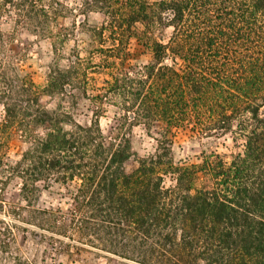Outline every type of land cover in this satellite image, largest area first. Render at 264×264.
Returning a JSON list of instances; mask_svg holds the SVG:
<instances>
[{
    "label": "trees",
    "instance_id": "obj_1",
    "mask_svg": "<svg viewBox=\"0 0 264 264\" xmlns=\"http://www.w3.org/2000/svg\"><path fill=\"white\" fill-rule=\"evenodd\" d=\"M79 11L86 48L76 45L65 69L50 67L42 88L3 68L0 31V201L16 179L26 222L57 244L133 264H264V0H81ZM63 13L61 0H0V17L39 38ZM89 13L101 22L90 24ZM164 29L165 39L153 36ZM131 38L151 60L126 71ZM42 94L57 99L53 109ZM80 100L90 104L88 124L75 119ZM105 104L118 113L111 137L99 125ZM136 125L163 127L144 156L127 134ZM178 129L230 135L237 151L175 163L168 133ZM15 133L27 145L9 161ZM201 175L208 183L197 186ZM53 185L70 205L66 219L60 207L37 206Z\"/></svg>",
    "mask_w": 264,
    "mask_h": 264
},
{
    "label": "rangeland",
    "instance_id": "obj_2",
    "mask_svg": "<svg viewBox=\"0 0 264 264\" xmlns=\"http://www.w3.org/2000/svg\"><path fill=\"white\" fill-rule=\"evenodd\" d=\"M64 5V13L51 23V37L39 38L30 34L25 28L19 27L13 21V17L2 15L0 17V31L3 35L2 66L7 72H15L20 76L29 77L33 83L42 88L50 67L57 65L65 69L69 65L71 50L77 45L85 49L87 38L79 26L85 17L80 13L81 0H61ZM102 15L89 13L87 20L90 24L98 25ZM74 31V36L64 38L67 32ZM168 30L155 31L153 36L157 39H165ZM53 45L58 49L55 55ZM84 55V51H81ZM97 60V59H96ZM151 54L136 38H131L128 43V56L125 61L126 71H135L140 66L149 63ZM95 85H99L105 77L103 73L93 74ZM40 104L47 110L55 107L57 99L42 94ZM89 102L79 101L75 119L88 124L92 112ZM3 109L0 105V118ZM118 113L110 105H103L99 116V125L107 137L115 132L118 123ZM163 127L154 125L151 129H145L143 125L133 126L127 131L132 150L138 156H144L153 152L156 139H161ZM171 140V154L175 163L192 164L199 163L204 155L217 154L224 161H228L231 154L237 151L230 135L218 138H201L186 129L172 130L168 133ZM27 143L19 137V133L13 134L7 141L5 153L9 161L19 158ZM136 167L132 159L125 163L127 172ZM207 178L200 176L197 186L207 184ZM19 183L16 179L9 182L3 191L0 206V264H133L122 258L103 254L97 250L69 242L63 238L62 244L55 243L50 233L37 229L26 222L24 211H19L22 202L19 199ZM62 189L53 185L47 190H42L38 196L37 206L42 208L60 207L67 218L70 209L69 203L60 197Z\"/></svg>",
    "mask_w": 264,
    "mask_h": 264
}]
</instances>
